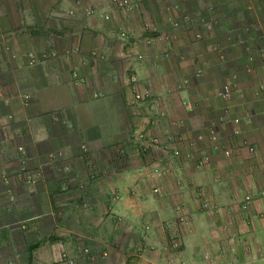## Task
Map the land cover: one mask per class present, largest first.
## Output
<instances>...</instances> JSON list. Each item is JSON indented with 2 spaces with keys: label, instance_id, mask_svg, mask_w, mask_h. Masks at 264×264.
Masks as SVG:
<instances>
[{
  "label": "crops",
  "instance_id": "0c3cea01",
  "mask_svg": "<svg viewBox=\"0 0 264 264\" xmlns=\"http://www.w3.org/2000/svg\"><path fill=\"white\" fill-rule=\"evenodd\" d=\"M108 1L0 2V264H65L63 254L92 264L82 255L84 248L101 256L100 264L146 263L136 257L138 249H158L175 235L184 243V260L200 264L201 251L217 246L210 233L218 221H204L197 196L219 209L252 197L251 222L245 226L238 221L237 227L258 254L246 255L239 243L231 250H236L238 264H264V63L252 74L256 94L249 90L247 96L228 101L214 93L223 64L234 70L249 61L244 51L249 43L263 46V36L251 32L261 10L243 12L239 0H146L126 17L130 37L120 41L119 13L107 22L82 14L91 7L105 14ZM211 7L219 8L218 14L208 18ZM187 17L190 21L185 22ZM202 21L197 30L189 29ZM144 24L155 31L143 32ZM196 33L201 34L198 41ZM7 35L9 49L1 38ZM219 50L230 59L218 56ZM133 51L144 59L136 64L130 59L127 65ZM260 53L250 55L256 64ZM199 55L206 60L204 75L190 77L185 91L165 94L191 75ZM30 57L38 62L28 65ZM125 73L134 74L142 88L162 99L159 109L166 111V119L156 127L147 125L150 105L133 102ZM197 85L204 95L193 100ZM98 100L99 106L94 104ZM89 107L100 109L96 121ZM225 115L227 123L217 129L218 143L232 150L231 158L212 152L211 165L204 169L182 158L166 163L167 173L161 177L148 174V161L136 152L132 139L136 132L189 137ZM82 146L99 169L96 181L87 179L79 159ZM119 149L123 159L117 158ZM201 150L208 153L212 146L205 144ZM48 154H56L57 161L46 164ZM23 164L36 175L33 184L18 176ZM63 165L70 167L74 181L68 182L71 178L59 170ZM174 205L183 206L181 214L194 212L190 232L180 226Z\"/></svg>",
  "mask_w": 264,
  "mask_h": 264
},
{
  "label": "built area",
  "instance_id": "2783aa9c",
  "mask_svg": "<svg viewBox=\"0 0 264 264\" xmlns=\"http://www.w3.org/2000/svg\"><path fill=\"white\" fill-rule=\"evenodd\" d=\"M5 0H0V2ZM146 0H109V6L108 12L105 14H98V9L91 7L86 8L83 10V15L87 18H93V17H100L102 21L107 22L110 20V15L113 13H119L122 16V23L119 27V34L118 38L120 41H127L130 37V33L128 28L125 26V19L128 15H130L136 5L141 4ZM73 12H70L68 15H72ZM173 28L177 27V24L175 22L170 23ZM155 31L150 27L148 24H144L143 26V32L145 33H153ZM142 35H139L141 37ZM3 44L5 45V48H8V44L10 42L9 36H2ZM194 39L198 41V39H201V36L199 34L194 35ZM77 51V50H76ZM68 54V53H67ZM142 55L138 54L137 52H128L127 56V62H130V59H142ZM167 56H162V59L166 58ZM38 62V59L36 57H30L28 58V65H34ZM130 63H127L129 65ZM126 72V71H125ZM196 72V74H198ZM127 76L125 77L126 84L131 90V97L134 103L139 104H146L148 103L150 105L149 107V119L147 121V125L156 127L157 124H159L161 121H164L166 119V111L163 109H159V103H161V98L159 96L153 95L150 91L141 88L139 85L137 78L133 75H128V73H125ZM74 78L77 79V76L74 74ZM188 85V80L185 78L181 81V83L178 85L180 87H184ZM229 95L227 87H225L222 91H220L217 94L218 98H221L222 100L226 99V97ZM11 119V117L9 118ZM236 122V121H235ZM227 121H225L224 117H219L215 122L211 124L207 129H204L202 133H197L190 135L189 137L180 135V134H174L169 133L164 138L157 137L155 135H146L143 132H136L133 136V141L136 145V152L145 158V161H148V166L151 168V176L152 177H161L162 175H165L167 173V170L163 167L166 163L172 162L173 160H180L184 159L186 162L193 163L194 167L196 169H204L206 167H209L212 162V152H219L224 158L228 159L232 157V150L228 149L226 145L223 143H218L220 140V137L217 135V129L221 128L223 125H225ZM235 133H238L237 131ZM211 145L212 150L208 153L202 152L201 148L203 145ZM187 152L183 154V150L187 149ZM201 150V151H200ZM251 150V148H250ZM18 152H20L22 155H24L23 148H18ZM117 154L119 155L117 158H124L125 153L123 150L119 149ZM88 149L86 146H82L80 148V155L79 159L84 162L86 171H87V179L89 182H93L97 180V177L100 175L99 169L94 166L93 161L89 160L88 158ZM58 156L56 154H48L45 158L46 164L51 165V163L56 162ZM59 170L62 172V174H65L68 176V178H71L69 181H74V176L72 175L71 169L67 165H63L59 167ZM150 172V171H149ZM18 176L22 179V181L25 184H33L35 182L34 175L30 174L27 166L23 164V166L19 170ZM81 188V186H80ZM83 189V187L81 188ZM62 190L66 191L67 187L64 184L62 186ZM153 194H159V190L153 189ZM248 199V197H246ZM246 205L249 204V200L245 201ZM204 205V203H203ZM183 206L176 207V211L181 213ZM217 210L216 208H214ZM231 209V208H229ZM228 210V208H227ZM180 220V224L182 222L185 223L186 219L184 220L182 216H178ZM148 230L147 228H145ZM142 249H138V251L135 253L136 257L139 259L142 257ZM88 249L82 250V255L88 256L90 255ZM229 258V259H225ZM61 261L65 264H79L75 262L72 259H67L66 256L63 254L61 256ZM234 259H231L230 257L221 256V259L217 264H234ZM34 264V263H33ZM139 264V263H138ZM163 264H176V263H163ZM180 264H183L180 262Z\"/></svg>",
  "mask_w": 264,
  "mask_h": 264
},
{
  "label": "rangeland",
  "instance_id": "374dc122",
  "mask_svg": "<svg viewBox=\"0 0 264 264\" xmlns=\"http://www.w3.org/2000/svg\"><path fill=\"white\" fill-rule=\"evenodd\" d=\"M246 3L249 5L248 8L246 7V10L251 11V10L255 9L254 8L255 6L253 7L254 4L252 1L246 2ZM242 7L243 6L241 4V8ZM217 9H219V8L211 7L210 10L208 9V12L216 13V12H218ZM254 11H256V10H254ZM254 13H256V12H254ZM248 16H250V15H248ZM257 18L258 19H256V23L251 24V27L254 28V30L257 31L258 33H260L261 36H263V46H261V45L256 46L253 43H249V45H247V47L244 50L247 52V56L249 58V61H248L249 63L246 62V64H242V65L240 64L234 70L232 68H224L225 64H223L222 65L223 71H220V72L217 71L219 74L218 81H219L220 85H219V87H217L215 89L217 91H214V93H215V95H217L220 91H222L225 87H227L229 95L224 100L235 101L236 97H238L239 95H241L242 97L247 96V94L249 93V90L251 91L250 94H252V92H254V94H256L258 92L255 88V86H256L255 84L257 82H256V80H254V77H256V76L252 75V74L254 73L255 68L259 67L260 65L262 66L264 63V14L258 15ZM188 19H189V17L184 18L185 22H187ZM210 20L213 22L215 21L214 18H212ZM188 21H190V20H188ZM203 24H204V21H202L199 24H195L194 26H192V28L194 30H197L196 28H198L199 26H201ZM191 25L192 24H190L189 26H191ZM257 25L259 26L258 28H257ZM209 26H210V24L206 25V27H208V28H209ZM197 34H199V33H196V35ZM199 35L201 36V34H199ZM198 40H200V39H198ZM256 47H259L261 49L256 50L255 49ZM218 48H217V50H218ZM7 49H9V48H7ZM258 51H261V53H260V56H258L260 58L257 59V64H256V62H255L256 60L254 59L255 61H253V57H251V56H252V54L257 53ZM137 53L140 54L141 52L140 53L137 52ZM216 54L218 56L220 55L221 57L223 55H225V57H227L228 59H230V57H231L230 54L227 53L225 50H219V53H216ZM140 55H142V54H140ZM163 56H167V55L164 54ZM202 58H203V56H200V59H201L200 64H199V62H196V68L192 70L191 75L189 77H186V79L188 80V85H186L184 87H180L178 85L181 82L179 84L176 83L173 86H169V88L167 90L165 89L166 90L165 94L167 93L168 95H172V94H176V93L185 91V89H187L190 86V77L192 79L198 80L202 75H204V69L206 68L205 67L206 60H205V58H204V60ZM143 59H144V57H142V59H140V60H138V59L134 60L133 59L132 62L134 61L135 64L141 63L143 61ZM165 59H163V60H165ZM193 59L194 58H192V60ZM208 59L211 60V58H208ZM215 59L217 60V58H214V60ZM232 60L233 59H231L230 61H232ZM261 61H263V62H261ZM127 63H130V62H127ZM216 70L217 69H215L214 72H216ZM198 71H199V73L196 74V72H198ZM263 74H264V71H263ZM131 75L135 76L134 74H131ZM251 76L253 78H251ZM236 82H238V83H236ZM201 88H202V85L196 86L197 93L194 92L195 97H193V100L203 98L204 89H201ZM260 88H261V90L262 89L264 90V85L262 84V86ZM144 89L149 91V88H144ZM195 101L198 102L197 100H195ZM99 102H100V100L96 101L94 104H97V106H99L100 105ZM89 112H90L89 114H91V117H90L91 120L96 121L99 114H100V109H95L93 107H89ZM224 118H225V121L228 120V117L226 115ZM233 120H236V118ZM100 122L103 124V117L102 116H101ZM104 126L107 128V125H104ZM174 161L175 160H173L172 162H168L167 164H171ZM147 167H149V166H147ZM148 169H149L148 174L151 176V173H152L151 168L149 167ZM153 178H155V177H153ZM263 194H264V192H263ZM160 195H161V193H160ZM197 197L199 198V196H197ZM197 197L195 198V201L198 203V211H200L201 214L203 215V217H205V219H207L204 221L205 222H207V221L216 222V220L218 221L217 222L218 225L216 227L217 231L215 229V231L210 233L211 240L215 241V243H217V246L215 247V250H213V248H208V250H205V251L202 250L201 251V255H200V262L201 263L200 264H217V262H219V260L221 259V256H223V257L227 256L229 253H231V256H232V257L230 256L231 259H234V260L236 259V263H234V264H238V260L236 257V250H231L232 247H235V245H237L238 243H239V245L244 244L245 250L244 249L243 250H244L246 255L256 256L258 254V248H254L251 245H250L251 247H249L247 245L246 241L242 240L244 238L242 235V232H241L242 229L240 230L241 227L240 228L237 227L238 221H241V223L244 224L245 226H247L251 222V219L249 216V204L246 205V203H245V201H247V200H249V201L252 200L251 196L250 197L247 196L248 199H246V197H243V199H241L240 201L238 200L234 204H230L232 206H230L229 208H231V209L228 208V210L225 209L227 206H225V207L223 206L224 208L220 207L222 210L219 209V207H215L216 205L214 202H210V203L208 202V204H207L203 200L202 197H200L201 200L199 202L197 200ZM203 203H204V205H203ZM176 207H177V205H174V207H173L174 212L176 210ZM214 208H216L217 210H215ZM176 212H177L178 216L182 215V218L184 220L186 218L188 219L183 224L181 222L180 226L182 228H185L186 231L188 230L190 232L192 230L191 226H193L192 223L194 222V220L191 221L189 219H191L192 214L194 212L190 211L188 214H186V210L184 212H182V214L178 211H176ZM222 212H223V215L221 214ZM193 215H195V214H193ZM222 216H223V218L221 221L220 219ZM233 222H234V224H232ZM176 238H177L176 235L171 236L170 238H167V240L165 242L166 245L158 247V249L154 248V247L144 246L142 249V252H141L142 257L140 259L143 262L146 261V263H139V264H163V263L180 264V262L183 264H189V263H187L186 260H184V256L182 255V249L185 248L184 243L179 242V240ZM208 245H210V244H208ZM84 249H88V248H84ZM88 252H89V254H91L88 256V258L90 259V262H92V264H100L99 261H104V260H102L101 256H99L95 253H92L90 250ZM169 253H171V254L173 253L172 256H174V258L169 257ZM191 254H192V252H190V255ZM214 254H218V255L214 256ZM91 256H92L93 261H91V258H90ZM104 257H106V255H104ZM147 260H149V261H147ZM150 260H153V262ZM255 261L256 260H254L253 262H255ZM34 264H36V263L34 262Z\"/></svg>",
  "mask_w": 264,
  "mask_h": 264
},
{
  "label": "trees",
  "instance_id": "16d2710c",
  "mask_svg": "<svg viewBox=\"0 0 264 264\" xmlns=\"http://www.w3.org/2000/svg\"><path fill=\"white\" fill-rule=\"evenodd\" d=\"M240 1V3L242 4V11L243 12H246V13H249V12H247L248 10H246V7L248 8V5H247V3L246 2H250V1H252L253 2V7L255 8L254 10H256V12L257 11H260L261 10V12H260V15L261 14H263L264 13V0H239ZM217 13L218 12H216V13H211V12H209V14H207L206 15V17H211L212 15H217ZM205 17V16H204ZM189 29H191V30H193L194 31V29L192 28V26H189ZM253 30V31H252ZM252 30H251V32H255L254 31V29L252 28ZM246 40H248V39H246ZM219 59H220V57H219ZM198 62H199V64H200V61L199 60H197ZM225 68V67H224ZM223 68V69H224Z\"/></svg>",
  "mask_w": 264,
  "mask_h": 264
},
{
  "label": "clouds",
  "instance_id": "9594fccd",
  "mask_svg": "<svg viewBox=\"0 0 264 264\" xmlns=\"http://www.w3.org/2000/svg\"><path fill=\"white\" fill-rule=\"evenodd\" d=\"M263 196H264V194H263ZM251 203V201H249V204Z\"/></svg>",
  "mask_w": 264,
  "mask_h": 264
}]
</instances>
